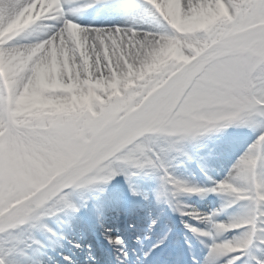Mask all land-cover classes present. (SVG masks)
<instances>
[{
	"label": "snow or ice",
	"instance_id": "snow-or-ice-1",
	"mask_svg": "<svg viewBox=\"0 0 264 264\" xmlns=\"http://www.w3.org/2000/svg\"><path fill=\"white\" fill-rule=\"evenodd\" d=\"M32 2L0 0V11L13 13ZM102 2L93 0L83 7ZM146 2L170 31L83 26L68 18L63 0L43 11L31 25L36 32L48 33L37 44L63 41L64 47L73 50L62 73L66 84L79 77L87 94L89 77L93 83L114 78H121L122 83L118 94L107 87L96 89L88 104L68 103L58 111L37 114L38 124L22 127L15 116L16 100L31 73L17 81L12 93L0 76V125L5 132L0 138V208L7 210L6 217L16 219L17 228L40 220L59 206L73 207L67 194L70 188L108 182L126 167L144 169L159 162L165 179L178 192H230L253 200L255 207L248 217L215 225L221 231L248 227L243 240L212 246L211 256L227 258L249 248L257 234L264 236V175H258L264 169V132L235 166V175L209 189L190 187L171 177L150 145L159 137L176 138L174 142L179 143L232 124L264 129V0ZM36 7L39 11L40 5ZM185 17H194L193 31L178 30ZM49 20L58 23L45 28L42 22ZM74 29L83 48L76 43ZM173 44L179 49L177 56H163L162 49ZM157 56L159 62L150 67ZM129 69L137 73L129 78L131 83L123 80ZM45 95L61 102L69 98L63 90ZM21 141L34 155L23 164L17 159ZM234 181H247L248 191L242 192ZM193 215L211 221L216 214ZM0 264L7 262L0 258ZM256 264H264V260Z\"/></svg>",
	"mask_w": 264,
	"mask_h": 264
},
{
	"label": "bare ground",
	"instance_id": "bare-ground-1",
	"mask_svg": "<svg viewBox=\"0 0 264 264\" xmlns=\"http://www.w3.org/2000/svg\"><path fill=\"white\" fill-rule=\"evenodd\" d=\"M144 1L103 0L102 3H96L92 7L84 8V5L92 4L93 0H63V6L68 18L83 26H87L86 24H92L88 26L97 28L120 26L141 28L147 31H162L165 29L170 31L171 29L170 26L167 25V22L164 21L162 17H159L158 13L153 15L155 10L151 5L145 4ZM57 3L58 0H33L30 5L16 12L6 13L0 11V71L6 78V82L9 84L11 91H14L17 81L22 79L25 73H31V78L29 79L28 84L16 100L17 104L19 103L21 105L23 111L35 108L41 112H52L66 107L68 103L71 105H81L86 99L90 98L92 100L94 98V90L96 89H105L107 87L114 90L113 94H118L119 87L122 83L121 78H114L109 82L99 80L93 83L89 77L90 85L86 83L88 91L87 94H85L83 91L84 82L80 81L79 77L71 83L66 84L64 82L62 73L68 68L70 54L73 50L64 47L63 41L59 45L54 44L50 40L37 44L47 38L48 33L43 30L36 32L35 29H31V25H33L43 14V11L52 9ZM37 4L40 5L39 11H37ZM176 7L178 9V3H176ZM193 20L194 17H185L177 25L178 30L182 32L193 31ZM42 23L44 27L47 28L48 25L58 23V21L49 20ZM72 34L76 37V43L83 48V45L79 40L78 32L74 29ZM9 44L15 45L5 47ZM178 51L179 49L175 44L166 46L162 49L163 56L165 57L172 56L173 53L177 56ZM159 60L160 57L157 56L150 67H155V64L158 63ZM83 69L84 66H82V70ZM132 76H137V73L129 69L128 73L123 77V80L131 83L129 78ZM54 90H63L68 93V100L61 102L45 95L46 92H52ZM260 129V127L252 126V130L254 131L252 137H257ZM241 131H245L243 125L232 124L228 127L205 132L190 140H186L181 149H175L168 152V154H163L162 152L161 156L164 158L163 161L166 163L169 175L176 180L182 181L184 178L181 179V177L184 176H182L179 171L183 167H193L190 171L191 175L185 174L187 175V178H185L186 180L184 183L190 187L198 185L197 179L200 172L197 168V164H200V170L207 167L209 163H214V165L217 166V169L213 166L214 170H211V173H217L220 178H211L212 182H215V185L228 179L231 175H235V166L253 146L252 143L245 145L248 138L244 140V138L238 137V134L241 133ZM225 149L231 151V155L225 156L224 154H221L222 150ZM157 169H159L158 166L148 167V170L145 168L137 170L131 167H126L123 172L108 183L109 186H111V193L102 196L101 193L97 191L87 192L79 196H73V200L79 199V201H82L83 203H86V201H97V203L101 205L112 207V209H110L111 211L107 212L108 214L111 213L112 216L113 214L117 215V210L119 208L118 204L120 202H126V192L128 188L132 190L133 187H140L143 189L146 188L144 190L154 189V191H157V178L161 183L164 179L163 176L165 175V172H163V176L159 175ZM258 175H264V169L258 170ZM165 182V184L164 182L161 184L162 191H164V188L166 193L170 190L178 201H189L193 199V197L187 194V192H178L175 186L168 183L166 179ZM233 183L234 186H237L242 192L246 193L249 189L247 181H234ZM67 194L68 198H70V196L72 198L69 191H67ZM236 196L237 195L233 193L224 192V199L226 198L229 201L233 200L236 205L232 209H228L226 206L221 208L218 207L219 211L217 214L215 213L216 217L225 215L223 217L226 219L227 224L237 223L250 215L246 213V210H239L246 209L245 205H248L253 200L241 199ZM116 200H119V203H113ZM139 201L140 200L137 198L130 200V202L134 204L140 203ZM134 204L132 205V208L136 206ZM238 212H240V214H237ZM77 213H79L77 206L71 209L67 207L66 210L61 213V218L54 217L52 219H45L42 224L38 225V231L33 235L34 239L26 237L25 242L20 245L18 259H23L24 254L21 256L19 255V252L23 249H35L34 244H36V242H42L47 234H49L50 229L59 223L58 221L62 218L72 219ZM130 220H133V218ZM0 222L2 223V221ZM245 227L246 225L241 229H238L240 230L238 232L233 231L234 234L238 233V235L231 237V240L233 239L234 241H237L238 239L239 241V234H247L246 232L248 230ZM111 229L116 232L122 230L116 225H113ZM157 231L158 233L161 231L164 233L165 230L164 228H159ZM66 233L68 235L70 230H67ZM116 238L117 237H113L112 243L108 245L109 248H113V253L118 249L117 246L112 245L113 239L115 241ZM35 239L40 240L35 241ZM223 243L224 242H221L220 244ZM53 245L56 250H62L64 247V243L61 241L57 245L54 242ZM249 249H253L252 245ZM105 254V252L102 253L100 261L102 264H109L108 256ZM248 257L250 259L244 261V263L253 262L251 259L253 254ZM232 258L234 257H231V259ZM83 259L86 260L87 256L79 255V258L75 259L76 261L74 264H80ZM33 264L36 263L33 262ZM59 264L67 263L60 261Z\"/></svg>",
	"mask_w": 264,
	"mask_h": 264
},
{
	"label": "rangeland",
	"instance_id": "rangeland-1",
	"mask_svg": "<svg viewBox=\"0 0 264 264\" xmlns=\"http://www.w3.org/2000/svg\"><path fill=\"white\" fill-rule=\"evenodd\" d=\"M115 1V0H112ZM144 1V0H141ZM145 4H148L146 1H144ZM92 25V24H89ZM175 53L172 54L173 57H175ZM0 76H3L4 78V82L5 84L8 86L9 92L11 93V88L9 86V84H7L6 82V78L4 77V75L2 74V72L0 71ZM85 83V82H84ZM88 85H90V81L88 79V81L86 82ZM91 101V99H86L81 105L84 104H88ZM40 113H45V112H41L38 109L35 108H30V109H26L23 111V109L21 108V105L16 102V109H15V116L17 118V124L22 126V127H26L29 125H34V124H38L39 120L37 118V114ZM242 125V124H241ZM244 130L245 131H241V133L238 134V137L240 138H244L245 139H249V143L248 144H255L258 143V139L261 135L262 132H264V129H260L257 134V137H252L254 135V131L252 130V125H243ZM221 129V128H219ZM3 132L4 130L2 129V125H0V138L4 137L3 136ZM252 137V138H250ZM193 137H189L183 140H180L179 143H175L174 140L176 138H166V137H159L157 139V141L155 143H153L152 145H150V147L152 149L155 150V153L159 154L160 157V161H162V163L164 164V166L166 167V163H164V159H161V155L162 152L163 154H168V152L173 151L175 149H181L184 145V143L186 142V140H190ZM20 153L17 156L18 161L23 164L24 161H31L34 159V155L31 153L30 148L28 146V144L25 141H21L20 142ZM157 166L159 169H157V172L159 173V175H163L164 169L161 168L159 166V162L157 163ZM132 168V167H131ZM133 169H137V168H133ZM145 169L148 170V167H146ZM138 170V169H137ZM192 169L190 167H183L179 172L182 173L181 175L184 177L182 180V182H184L187 178V175H191V171ZM25 175H28L27 173H24ZM187 174V175H185ZM205 175V181L202 180L200 177H198L197 181H198V185L193 186V187H197V188H202V189H209V188H213L217 185H214V183L212 182V180H210V178H217L216 174H210V172H208L207 170L205 171V173H203ZM212 177H211V176ZM209 177V178H206ZM193 177V176H192ZM119 178L121 179V177L119 176ZM114 179V178H113ZM112 179V180H113ZM112 180L108 181V182H104V181H97L94 184H90L84 187H73L68 189L67 191H69L72 195V198L70 196L69 201L71 202V204L73 205V207L78 206L77 209L80 210L81 213L83 214H89L87 209V204H82V201H79V199L77 200H73V196L75 195H82L84 193L87 192H99L101 194H109L110 193V189L111 186H109V182H111ZM157 186H160V181L157 178ZM152 188V187H151ZM146 189V188H144ZM143 188L140 189L141 192H144L146 190H144ZM139 190V189H138ZM147 191H154V189H147ZM145 193V192H144ZM213 193V194H212ZM160 192L156 193V197L158 198V196L160 195ZM187 194H190L191 197H193V199L189 200L188 202H181L178 201L176 198H172V199H166L165 197H160L162 199V202H157L156 197L154 199H148L146 197V200H142V206L140 207V209L137 211V213H135L136 215H138L140 211L145 210L146 212L148 211V213L150 214L147 218H155L158 219V221L160 220L161 215H163V212L165 213H172L173 216L176 218L174 221L177 222L179 221V223L183 224L184 222L188 221L187 218H189V220H199L200 223L202 222H209L211 224V230L213 232V234L216 236V238H218L217 243L220 244L221 242H225V241H231L233 243L238 242L234 241L233 239L231 240V237L238 235V233L234 234L233 231H240L238 229H241L242 227H236V228H230L226 231H221L218 230L216 228V224L218 223H225L226 219L223 217L225 215H221L220 217H216V215L212 218L211 221L208 220H204L201 218H198L196 216L193 215V213H199L201 217L203 216H209V209L211 210V213H218V207H227L228 209H232L236 203L232 200L229 201L228 199H224L223 194L224 192H206L204 194H200V193H190L187 192ZM238 198V196H236ZM142 198V197H141ZM151 198V197H149ZM203 198L205 200H207L206 202L203 201ZM242 201V200H240ZM239 201V202H240ZM87 202V201H86ZM212 202V206L214 207H210V203ZM97 203V202H96ZM95 203V204H96ZM164 203V204H163ZM81 204V205H80ZM238 204V201H237ZM245 204V203H244ZM126 204L122 205V207H124ZM206 205L207 208L205 207L204 209L202 206ZM246 209H241L239 211H243L246 210V213L249 215L252 214L253 209L255 207L254 202L251 201L248 205H245ZM73 207H69V209L73 208ZM67 207L64 206H59L55 209H52L49 211V213L47 215H44L40 220H33L30 221L24 225H21L17 228V221H12L9 222L3 226L0 227V231H7L9 229L8 232L4 233V232H0V258H3L4 260H6L7 264H58L61 260L60 259H56V257L52 256L50 253H40L38 251V249L40 248V244H42V242H36L35 245V249H23L21 252H19V255L21 256L22 254H24L23 259L20 258L18 259V251H19V247L20 245H22L25 240L26 237L32 238L34 239L33 235L38 231V225L42 224V222L45 221V219H49V218H54V217H59L61 218V213H63L66 210ZM84 209V210H83ZM108 209L107 206H97L96 212L99 213L100 215L103 214L104 217L101 218V216L99 215L98 218H100L98 220V225L97 227L102 226H106L108 227V229L110 230L109 227H111L109 225V222L111 221L110 217H106L105 214L103 213L104 211H106ZM6 209L0 208V219L3 216H6ZM133 212V211H132ZM119 214H122V212H120ZM237 214H240V212H238ZM235 214V215H237ZM81 218H84L85 215H81ZM79 217V214L76 216V218ZM87 218H90L89 220L91 222H94L95 219L92 218L89 215H86ZM63 220V219H62ZM101 220V221H100ZM60 222V221H59ZM230 224V223H229ZM208 225V224H207ZM210 226V225H209ZM15 228V229H13ZM248 230V227H245ZM203 233L208 232L207 229H203ZM111 233H113L112 231H110ZM107 234V235H111ZM247 233V232H246ZM246 234H239V241L243 240L245 238ZM167 237V236H166ZM40 239H35V241H39ZM254 241H259V243L256 242V244H254L253 248L254 251L256 252V254H264V252L262 251V249H264V247H261L260 243L261 241H264V236L257 234L254 237ZM245 249H241L239 250V252H243ZM57 254V251L56 253ZM211 254V252H210ZM209 254V258L213 257ZM50 257H53L51 260L49 259ZM260 257H263V255H260ZM63 258V260L66 261V258L61 257V259Z\"/></svg>",
	"mask_w": 264,
	"mask_h": 264
}]
</instances>
